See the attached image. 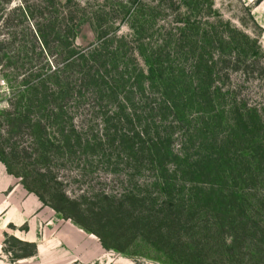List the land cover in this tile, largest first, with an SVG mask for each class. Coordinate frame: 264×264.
I'll use <instances>...</instances> for the list:
<instances>
[{
	"label": "rangeland",
	"instance_id": "374dc122",
	"mask_svg": "<svg viewBox=\"0 0 264 264\" xmlns=\"http://www.w3.org/2000/svg\"><path fill=\"white\" fill-rule=\"evenodd\" d=\"M0 264H264V0H0Z\"/></svg>",
	"mask_w": 264,
	"mask_h": 264
}]
</instances>
